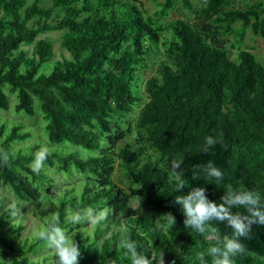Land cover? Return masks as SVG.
<instances>
[{"label":"trees","instance_id":"16d2710c","mask_svg":"<svg viewBox=\"0 0 264 264\" xmlns=\"http://www.w3.org/2000/svg\"><path fill=\"white\" fill-rule=\"evenodd\" d=\"M180 2L191 14L168 17ZM159 5L151 13L139 0H0V108L10 107L6 89L18 96L16 111L34 115L38 104L54 143H25L33 130L22 120L9 126L0 117V152L9 154V164L0 163V180L18 199L39 198L54 208L31 238L22 236L24 220L7 223L8 215L0 216V264H52L53 253L38 259L30 252L45 246L37 233L53 215L75 232L79 264H131L117 246L122 235H130L141 252L147 249L148 258L163 253L165 264H199V252L211 264L207 249L215 241L184 226L181 206L173 203L176 195L204 187L219 204L228 184L264 195V63L241 45L249 29L264 36V0H202L199 5L162 0ZM51 29L64 30L62 45L70 58L53 60V42L36 39ZM230 34L237 38L236 58L226 45ZM33 41L32 54L21 48ZM150 52L158 68L146 80L144 100L137 73L149 66ZM136 105L138 136L120 142L123 132L115 118ZM207 136L218 143L205 152ZM45 150L43 164L84 174L79 188L61 191L43 168L38 175L32 171ZM180 158L188 185L174 192L167 164ZM210 161L224 173L220 184L201 171ZM117 169L130 192L115 179ZM194 171L199 179H193ZM134 198L144 210L131 203ZM96 202V210L109 213L107 221L65 222L68 211ZM170 214L176 218L172 227ZM212 227L221 236L232 234L225 224L214 221ZM243 243L247 253L234 257L235 264H264V226L254 225L251 239Z\"/></svg>","mask_w":264,"mask_h":264},{"label":"clouds","instance_id":"9594fccd","mask_svg":"<svg viewBox=\"0 0 264 264\" xmlns=\"http://www.w3.org/2000/svg\"><path fill=\"white\" fill-rule=\"evenodd\" d=\"M218 143V139L212 136L205 137L202 150L207 152ZM47 151L37 154L32 171L37 175L43 168V162L47 158ZM0 163L4 166L9 164V154L0 152ZM154 163H158L154 161ZM183 159H172L167 164L170 182L174 183V192H180L188 185V180L183 177ZM201 171L208 181H215L220 184L223 181L224 173L211 161ZM200 174L193 172V179H199ZM222 203H216L206 195L204 187H193L186 195H176L174 204L181 206L185 216L183 221L186 228H193L200 234L208 233L207 238L215 243L207 249V255L211 257V264H235L234 257L247 253V247L243 240L251 239L253 226H264V195L261 192L246 188L236 189L231 184L225 186V193L221 197ZM244 209L243 212L233 209ZM9 215L17 217L20 215V208L13 206ZM107 211L96 210L88 207L82 211H68L65 222L68 225L99 224L107 221ZM225 224L232 230L231 236H221L218 230L212 227V222ZM169 227L175 226L176 218L173 215L168 217ZM75 232L69 233L68 229L60 226L58 216L53 215L48 224L43 227L37 236L39 240L53 253L52 264H79L81 250L73 239ZM118 248L124 251V255L131 264H165L163 253L157 258L151 253V258L139 250L138 243L130 235H122L117 242ZM199 264H208L205 253L196 254ZM175 264V260L172 261Z\"/></svg>","mask_w":264,"mask_h":264},{"label":"rangeland","instance_id":"374dc122","mask_svg":"<svg viewBox=\"0 0 264 264\" xmlns=\"http://www.w3.org/2000/svg\"><path fill=\"white\" fill-rule=\"evenodd\" d=\"M139 1L144 4V6L147 8L149 12L153 13L157 8H160L159 2H161L162 0H139ZM236 1L238 3L244 4L245 2L252 0H236ZM193 2L199 5L202 2V0H193ZM46 3L50 4L49 1H47ZM187 13L191 14V11H189V9H187L184 6L183 2H180L176 7L169 9L168 17L176 18L183 16ZM63 34H64V30L62 29H51L39 33L36 37V39L41 37L48 38L53 42V47H54L53 60L71 57L70 52L62 45ZM236 39H237L236 36L230 34L227 36V43H226V45L230 50L231 56L234 58L237 57V52L239 50L238 48L239 46L235 44ZM241 45L243 48H249L250 50H252L258 56V59L264 63V36L255 35L249 29L247 30ZM21 48L26 49L29 54H32L35 50V41L31 43L23 42L21 44ZM148 57H149V66L145 69L139 70L137 73L138 84L142 89L144 100L146 96L143 92V88L145 86L146 80L152 75H154L158 68V62H157L158 58L155 57V54L153 52H150ZM6 92L10 100V107L8 109L0 108V117L5 118L9 126L12 124L14 120H22L27 128H31L33 130L34 136L30 138V140L25 141V143H29L30 141L33 140H40L45 142L48 146H53L54 143H52L49 140L45 129V126L47 124V119L44 113L39 108L38 104H36L37 110L34 115L27 114L23 111H16L15 106L19 101L17 94L15 92H11L8 89H6ZM139 109L140 106L136 105L134 110L127 113L124 117L116 116L115 120L117 123L120 124L121 126L120 130L123 132L122 135L123 138L121 139L120 142H124L126 138L132 139L138 136L135 131L133 120L137 115ZM60 147H67V144H61ZM43 170L46 174L54 177L59 182L60 187L58 189H60L61 191H64V189L71 187L79 188L80 182L84 178V174L74 168H72L71 172H66L64 170L57 169L56 167L43 164ZM115 179L119 182L121 186H123L125 189H127L130 192L128 188L129 181L121 174V172L118 169L116 170L115 173ZM52 189L58 190L53 186ZM131 203L134 206H140L141 209H143L138 199L136 198L132 199ZM14 205L20 208V215L15 218L9 215V211ZM98 205L99 203L96 202L89 207H93L94 209H96ZM34 209H36L38 213H36ZM48 209H52V211H54V208L50 202H47L39 198L34 200H20L14 195L12 188L9 185L4 184L0 180V216L8 215L7 223L13 222L17 219L24 220L26 222V228L24 229V233L22 235L23 237L31 238L36 233L37 228L43 221V218L47 215ZM39 215H41L42 217H40ZM11 253L17 254L16 252H11ZM50 254H52V252L46 246L36 248L32 252H30V255L33 258H38V259H41L44 256H48Z\"/></svg>","mask_w":264,"mask_h":264}]
</instances>
